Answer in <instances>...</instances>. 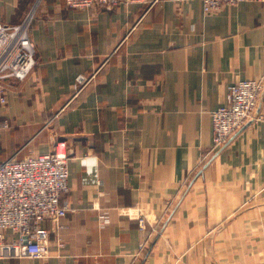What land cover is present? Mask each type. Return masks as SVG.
<instances>
[{
	"label": "crops",
	"instance_id": "0c3cea01",
	"mask_svg": "<svg viewBox=\"0 0 264 264\" xmlns=\"http://www.w3.org/2000/svg\"><path fill=\"white\" fill-rule=\"evenodd\" d=\"M0 12L17 24L10 0ZM57 15L31 31V75L3 83L0 163L64 141L71 210L55 232L43 223L50 259L0 264H264V120L202 163L228 87L264 76V2L205 14L199 1L150 0ZM79 75L92 80L55 116Z\"/></svg>",
	"mask_w": 264,
	"mask_h": 264
},
{
	"label": "built area",
	"instance_id": "2783aa9c",
	"mask_svg": "<svg viewBox=\"0 0 264 264\" xmlns=\"http://www.w3.org/2000/svg\"><path fill=\"white\" fill-rule=\"evenodd\" d=\"M70 9L88 10L103 7L112 10L120 5L147 4L150 0H63ZM158 1V0H156ZM175 4L199 1L205 14L241 3L264 0H171ZM10 25L0 20V102H7L3 83L26 80L36 67L37 49L31 37V22ZM88 78L78 83L86 86ZM83 87V88H84ZM264 96V76L235 83L228 87L225 104L212 113L211 147L202 163L226 148L233 137L250 122L264 120L257 110ZM70 155L64 143L55 141L45 154L31 155L0 163V260L51 258V232L57 231L71 210L63 200L69 191ZM136 218L144 230L150 222L139 213ZM100 220L109 224V217ZM51 223L52 231L43 227ZM63 248V244L58 246Z\"/></svg>",
	"mask_w": 264,
	"mask_h": 264
},
{
	"label": "rangeland",
	"instance_id": "374dc122",
	"mask_svg": "<svg viewBox=\"0 0 264 264\" xmlns=\"http://www.w3.org/2000/svg\"><path fill=\"white\" fill-rule=\"evenodd\" d=\"M6 4V0H0V10L2 9L3 5ZM10 4H13L16 12V16L11 21L12 23H22L25 19L28 18V23L31 22L30 29L32 31L34 25L36 23H42L47 22L48 20H53L58 13L61 11H69L73 10L68 8L63 0H10ZM18 6V8H17ZM17 9V10H16ZM83 11V10H79ZM7 14L10 12L6 11ZM0 12V18L2 17L3 20L6 21V15H1ZM62 15H57V18L64 17L66 13H61ZM38 57V54L36 55V59ZM80 76H84L85 78H88V76L85 75H79L76 77L75 83H74V95L69 98L68 102L65 104L64 107H61L59 110L54 111L55 116H59L60 113L65 110L64 108L67 106L68 103L72 102V99L74 100L79 93L83 90L84 85L78 83V78ZM88 82L86 85L92 80L88 78ZM4 86V85H3ZM48 126V125H47ZM60 143H64V141H58Z\"/></svg>",
	"mask_w": 264,
	"mask_h": 264
}]
</instances>
